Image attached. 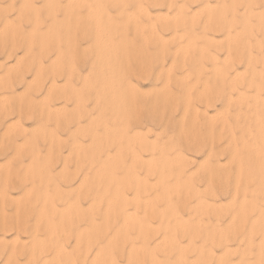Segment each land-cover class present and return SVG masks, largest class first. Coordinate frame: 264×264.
I'll return each instance as SVG.
<instances>
[{"label":"rangeland","instance_id":"1","mask_svg":"<svg viewBox=\"0 0 264 264\" xmlns=\"http://www.w3.org/2000/svg\"><path fill=\"white\" fill-rule=\"evenodd\" d=\"M0 191V264H264V0H0Z\"/></svg>","mask_w":264,"mask_h":264},{"label":"bare ground","instance_id":"2","mask_svg":"<svg viewBox=\"0 0 264 264\" xmlns=\"http://www.w3.org/2000/svg\"><path fill=\"white\" fill-rule=\"evenodd\" d=\"M189 1V0H188ZM253 1V0H252ZM210 3V2H209ZM263 3V2H262ZM261 3V4H262ZM24 4V3H23ZM180 4V3H179ZM191 4V3H190ZM214 5V4H213ZM237 5V4H236ZM152 7V6H151ZM254 7V6H253ZM54 8V7H53ZM113 8V7H112ZM249 8V7H248ZM171 9V8H170ZM253 9V8H252ZM255 10V9H254ZM195 11V10H194ZM198 11V10H197ZM13 12V11H12ZM200 13V12H199ZM176 15V14H175ZM200 15V14H199ZM146 16V15H145ZM144 16V17H145ZM252 16V15H251ZM143 17V18H144ZM152 17V16H151ZM161 18V17H160ZM201 19V18H200ZM237 25V24H236ZM195 26V25H194ZM218 27V26H217ZM108 28V27H107ZM213 29V28H212ZM215 31V30H214ZM164 35V34H163ZM250 37V36H249ZM175 38V37H174ZM85 40V39H84ZM218 40V39H217ZM182 41V40H181ZM231 42V41H230ZM13 44V43H12ZM154 46V45H153ZM182 49H184V48H182ZM3 51V50H2ZM218 52V51H217ZM3 53V52H2ZM52 53V52H51ZM219 53V52H218ZM55 54V53H54ZM26 57V56H25ZM225 57V56H224ZM103 60V59H102ZM16 61V60H15ZM86 61V60H85ZM224 61V60H223ZM102 63V62H101ZM159 63V62H158ZM237 63V62H236ZM18 64V63H17ZM78 65V64H77ZM27 66H28V64H27ZM257 66H259V65H257ZM28 69H29V67H28ZM71 69V68H70ZM233 69V68H232ZM180 70V69H179ZM184 70V69H183ZM39 71V70H38ZM16 74V73H15ZM60 75H61V72H60ZM238 76V75H237ZM144 77V76H143ZM235 77V76H234ZM33 80V79H32ZM17 81V80H16ZM20 81V80H19ZM159 81V80H158ZM18 82V81H17ZM166 82V81H165ZM32 83V82H31ZM54 84V83H53ZM167 84V83H166ZM36 85V84H35ZM231 86V85H230ZM35 87V86H34ZM199 87V86H198ZM49 88V87H48ZM47 89V88H46ZM237 89V88H236ZM254 89V88H253ZM4 91H6V90H4ZM145 91V90H144ZM147 91V90H146ZM151 91V90H150ZM22 92V91H21ZM34 92V91H33ZM32 92V93H33ZM199 92V91H198ZM25 93V92H24ZM147 93V92H146ZM248 93V92H247ZM258 93V92H257ZM34 94V93H33ZM231 94V93H230ZM236 94V93H235ZM234 95V94H233ZM232 95V96H233ZM238 96H241V94H238ZM228 99H227V101H229L230 99H231V95H228V97H227ZM234 98H236V96L234 97ZM4 99V98H3ZM255 100V99H254ZM2 101V100H1ZM88 101V100H87ZM244 103V102H243ZM2 105V104H1ZM199 106V105H198ZM205 106V105H204ZM63 107V106H62ZM201 110V109H200ZM226 110V109H225ZM60 111V110H59ZM227 111V110H226ZM25 117V116H24ZM81 117V116H80ZM142 118V117H141ZM210 118H211V115H210ZM114 121V120H113ZM17 122V121H16ZM10 125V124H9ZM12 126V125H11ZM10 127V126H9ZM131 129V128H130ZM9 131V130H8ZM64 131V130H63ZM3 132V131H2ZM147 133V132H146ZM2 135H4V133H2ZM163 135V134H162ZM159 138V137H158ZM12 140V139H11ZM133 141V140H132ZM85 143V142H84ZM10 144V143H9ZM100 144H101V142H100ZM139 145V144H138ZM109 146H110V144H109ZM190 146V145H189ZM192 146V145H191ZM145 148V147H144ZM131 150V149H130ZM147 150V149H146ZM190 150V149H189ZM147 152V151H146ZM171 152V151H170ZM197 152V151H196ZM228 157V156H227ZM192 160V159H191ZM214 162V161H213ZM118 170V169H117ZM6 172V171H5ZM78 172V171H77ZM182 172V171H181ZM161 177H163V176H161ZM160 177V178H161ZM251 181V180H250ZM201 185V184H200ZM239 185V184H238ZM66 186V185H65ZM158 187V186H157ZM127 188V187H126ZM97 189V188H96ZM129 190V189H128ZM235 190V189H234ZM0 193H1V191H0ZM144 194V193H143ZM223 194H225V193H223ZM222 195V194H221ZM203 196V195H202ZM216 197V196H215ZM246 197V196H245ZM87 198V197H86ZM247 198V197H246ZM264 198V197H263ZM17 199H18V197H17ZM194 199V198H193ZM83 200V199H82ZM17 201V200H16ZM117 202H121L122 203V199H121V197H119L117 200H116ZM145 201V200H144ZM195 201V200H194ZM186 202V201H185ZM216 204V203H215ZM64 205V204H63ZM120 206V205H119ZM121 207V206H120ZM245 207H242V206H240V211L241 212H245L246 210L244 209ZM252 209V208H251ZM123 210V209H122ZM138 211V210H137ZM132 212V211H131ZM248 212V211H247ZM251 214V213H250ZM117 216V215H116ZM211 216V215H210ZM126 218H130L129 216H127V217H125V219L123 218V221H126ZM84 219V218H83ZM171 219V218H170ZM232 219L234 220L235 219V215H233L232 216ZM36 222V221H35ZM177 220H175V222L173 223L174 225L173 226H175V227H177V225H178V227H179V225H180V223L179 222H177ZM245 224V223H244ZM175 227H173V229L175 228ZM210 228V227H209ZM169 230L168 229V231H164L163 232V235H162V237H161V239H162V241L164 240L166 243H169V242H172V239H173V237H174V231L175 230ZM178 229H180V227L178 228ZM253 228L251 227L250 228V233L251 232H253ZM258 230V229H257ZM184 231V230H183ZM39 233V232H38ZM257 233V232H256ZM198 234V233H197ZM252 234V233H251ZM257 235V234H256ZM101 236V235H100ZM181 236H182V234H181ZM199 236V235H198ZM216 236V235H215ZM229 236V235H228ZM250 236V235H249ZM249 236L248 237H246V239H245V241H246V243H247V245H250V239H249ZM260 236V235H259ZM197 237V236H196ZM64 238V237H63ZM154 239V238H153ZM160 239V238H159ZM236 239V238H235ZM252 239V238H251ZM261 239L262 240H264V229L262 230V234H261ZM14 240V239H13ZM100 240V239H99ZM106 240V239H105ZM183 240V239H182ZM68 241V240H67ZM212 241V244L215 242V238H214V240L212 239L211 240ZM210 241V242H211ZM224 241H225V239L224 238H222V237H218V241H217V243H219L220 245L222 244V245H224ZM252 241V240H251ZM98 242V241H97ZM232 242V241H231ZM13 243V242H12ZM66 243V242H65ZM93 243H95V242H93ZM211 244V245H212ZM227 244H228V242H227ZM230 244V243H229ZM176 245V244H175ZM219 245V246H220ZM244 245V244H243ZM62 246V245H61ZM222 247H224V250L227 252L228 251V249H227V246H226V244H225V246H222ZM179 248H182V247H180L179 246ZM230 249V248H229ZM195 251V250H194ZM59 253V252H58ZM193 254V253H192ZM20 256V255H19ZM95 257V256H94ZM243 257V256H242ZM93 259V258H92ZM34 261V260H33ZM243 261V260H242ZM209 263V262H208ZM261 264V263H260Z\"/></svg>","mask_w":264,"mask_h":264}]
</instances>
